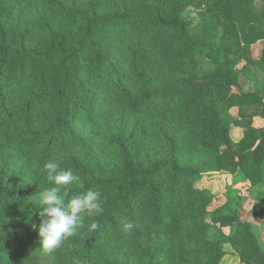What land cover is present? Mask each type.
<instances>
[{
  "label": "trees",
  "instance_id": "trees-1",
  "mask_svg": "<svg viewBox=\"0 0 264 264\" xmlns=\"http://www.w3.org/2000/svg\"><path fill=\"white\" fill-rule=\"evenodd\" d=\"M192 5L0 0V264H221L227 244L264 264L239 192L211 211L217 198L199 184L230 173L264 205V129L231 113L250 104L264 116L252 70L264 74V49L252 57L264 0H213L199 22ZM242 79L257 88L233 92ZM49 160L79 176L70 195L102 201L52 253L32 228Z\"/></svg>",
  "mask_w": 264,
  "mask_h": 264
},
{
  "label": "rangeland",
  "instance_id": "rangeland-1",
  "mask_svg": "<svg viewBox=\"0 0 264 264\" xmlns=\"http://www.w3.org/2000/svg\"><path fill=\"white\" fill-rule=\"evenodd\" d=\"M193 5L186 11V16L195 22L201 20V12L205 10V7L212 4L213 0H191ZM257 4H261L259 1ZM198 7V8H194ZM264 49V42L260 41L252 46V57L256 60L261 59L262 52ZM245 65L242 62L239 67ZM253 72H255L261 83L264 82V74L258 69L252 67ZM257 88V85L251 81L242 79L240 87H233V92H251ZM264 92V91H263ZM231 113L235 117L242 115L253 116L252 126L256 129H264V116L260 115L257 110V106L250 104L236 105L232 108ZM232 137L235 142H239L243 138V129L235 128L232 131ZM234 177L230 173H220L215 172L206 175L199 184H203L208 187L209 190L216 196V201L211 207V211H215L218 208L223 207L229 201V195L231 190H237L239 192L238 197L240 198L239 205L236 206V212L239 214L242 222L249 223L253 226V232L257 239V245L261 252L264 253V215L261 216L260 213L264 211V205L259 204L256 201L255 193L250 190V184L239 183L235 184L233 181ZM227 235L231 234L230 229L224 230ZM216 234L215 232L213 235ZM218 234V233H217ZM224 249L226 251V256L221 264H247L242 260V248L241 246L235 245H225Z\"/></svg>",
  "mask_w": 264,
  "mask_h": 264
},
{
  "label": "clouds",
  "instance_id": "clouds-1",
  "mask_svg": "<svg viewBox=\"0 0 264 264\" xmlns=\"http://www.w3.org/2000/svg\"><path fill=\"white\" fill-rule=\"evenodd\" d=\"M47 181L51 187L43 188L39 193L41 207L37 211L40 223L32 224L38 231L40 245L46 253H52L61 247L63 241L74 236L84 227L85 218L102 211L101 192L89 189L77 195H70L67 186L77 182L79 176L72 169L61 168L54 160L44 164ZM98 224L93 222L89 230H95ZM126 227H131L127 225Z\"/></svg>",
  "mask_w": 264,
  "mask_h": 264
}]
</instances>
